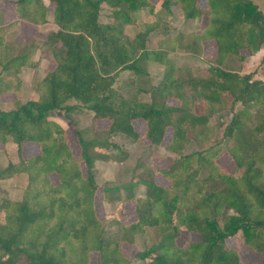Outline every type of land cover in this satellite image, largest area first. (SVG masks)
<instances>
[{
    "label": "trees",
    "instance_id": "trees-1",
    "mask_svg": "<svg viewBox=\"0 0 264 264\" xmlns=\"http://www.w3.org/2000/svg\"><path fill=\"white\" fill-rule=\"evenodd\" d=\"M8 7L17 21L6 22ZM175 8L194 28L160 33L150 49L151 33L170 31ZM49 11L55 28L37 44L24 27L47 23ZM135 17L144 27L129 33ZM208 40L217 48L211 65L171 56L202 51ZM262 49L264 10L254 0H0V155L9 145L17 154L0 164V264H90L92 253L98 264H264V79L240 70ZM38 50L54 64L40 68ZM143 59L164 65L148 87L136 79ZM23 67L34 69L27 100ZM6 93L14 97L3 101ZM226 111L230 164L213 145L196 148ZM82 113L91 118L84 128ZM117 135L176 157L139 159L129 184L101 187L96 162L128 155ZM16 177L26 180L19 199L4 182ZM99 188L104 205L133 202V215L120 206L119 215L98 217ZM239 234L254 259L230 245ZM122 244L134 247L130 257Z\"/></svg>",
    "mask_w": 264,
    "mask_h": 264
},
{
    "label": "rangeland",
    "instance_id": "rangeland-1",
    "mask_svg": "<svg viewBox=\"0 0 264 264\" xmlns=\"http://www.w3.org/2000/svg\"><path fill=\"white\" fill-rule=\"evenodd\" d=\"M158 1V0H154ZM261 9L264 10V0H254ZM202 2V0H201ZM174 17L172 22L170 23V31H158V32H153L149 36L148 40V47L150 49H155L157 48L158 45V40L161 37V34L165 33H171L175 35L179 31H185L189 32L194 28V23H191V21H188L184 18L182 11H180L178 8L174 9ZM137 20L136 24L129 25L127 26V31L129 33H135L139 29L143 28V20L139 19L138 17H135ZM161 33V34H160ZM207 42V41H206ZM205 42V43H206ZM204 43V49L202 51H195L194 52H187V51H177L171 53V56H173L178 64H185V63H195L199 64L201 66H208L213 64L216 54H217V48L216 44L213 45L211 43H208L205 45ZM262 55L259 53L257 56L254 54L251 55L246 59L245 62H243V66L241 67L242 72H253L254 77H259V78H264V61H262V56L264 54V50L262 49ZM257 54V53H256ZM256 56V57H255ZM140 66L143 68L144 73L141 75L137 76V82L139 83L140 86L143 87H148L151 84L158 83L160 78L163 75L164 72V65L160 62L153 61V60H141ZM233 68L238 69V63L232 64ZM34 70V69H33ZM34 73V71H33ZM24 78H28V75L23 74ZM33 77V74H32ZM32 77L29 80H27L25 83H22V99L27 100L32 96V90H31V81ZM14 97L13 94L11 93H6L1 95V99L3 101L11 100ZM144 97H147V95H144ZM62 114V113H61ZM78 125L82 128L87 127L90 122L91 118L88 113H82V114H77L75 115ZM52 118L57 120L60 124L62 125H67L66 124V119L63 117L60 118L57 114H53ZM231 118V112L226 111L223 113V117L219 120L213 119V125L214 128L207 134H204L200 137L199 139V144L196 145L197 149H203L207 148L209 146L213 145V149H217L219 157L223 161L226 160L227 163H232L228 157H225V150L233 144V140L230 138H225L223 136L224 133V127L228 123V121ZM110 124L108 120H101L99 122V125L102 127H107ZM136 127L138 130L143 131V122L139 121L136 122ZM70 130V129H69ZM114 140L118 144L121 145V147L124 150L128 151L127 158L123 162H115V161H97L96 162V167L94 168V172L97 176V181L100 183L101 187L104 185H108L109 187H115V186H123L125 184H129L130 180L132 177H135L134 173V166L136 165L137 161L140 159H144L146 162L147 161H152V163H158L159 160L162 159V164L166 165L168 162L172 159V157H176V155L168 150H166L164 147H158V146H151V145H144L139 141H132L131 139L127 138L124 135H117ZM29 149L32 152H35L37 150V147L34 144H27ZM194 149V148H192ZM191 149V150H192ZM77 150V148H76ZM172 156V157H171ZM169 160H165L169 158ZM226 158V159H225ZM225 159V160H224ZM9 160H17V154L15 151V148L11 145L8 146V151L7 153H2L0 155V164H5ZM158 182L167 185L168 181L166 180L165 177L162 175L158 176ZM24 179L17 178L13 181L5 180V184L9 187V195L13 199H19L22 196L23 193V188L25 185ZM4 184V185H5ZM140 187V186H139ZM137 195H142V190L139 188L136 191ZM103 192L102 188H99L94 197V207L95 210L98 213V217H111V216H117L119 215L118 208L121 205V203H115L112 204L110 202H103L102 198ZM124 212L127 218L133 215L134 212V203H125L124 206ZM107 215H106V214ZM128 214V216H127ZM192 239H197V235H190ZM140 244H142V239L139 241ZM152 241L149 240L148 244H151ZM230 245L233 247H236L239 249L241 252V255L245 260H252L254 259L251 253L250 248L245 246L243 237L239 234L234 236L230 240ZM121 249L125 251V253L129 256H131L134 252V247L132 245H126L122 244ZM255 256H258V254L255 253ZM19 264H25L24 262H20ZM90 264H98L97 262V255L96 253H92L90 257Z\"/></svg>",
    "mask_w": 264,
    "mask_h": 264
},
{
    "label": "crops",
    "instance_id": "crops-1",
    "mask_svg": "<svg viewBox=\"0 0 264 264\" xmlns=\"http://www.w3.org/2000/svg\"><path fill=\"white\" fill-rule=\"evenodd\" d=\"M44 1H45L46 4H49V0H44ZM47 17H48V22L45 23V24H38V25H32V26L30 25V26H25L24 27L25 35L28 38L34 37L37 44H41L42 43V40L44 39V37L48 33V31L50 29H52V28H55V24L53 23L52 11H49L48 12ZM5 19H6V22L7 23L8 22H14V21H17L19 19V15H18V13H17V11L15 10L14 7H8L7 12L5 14ZM8 33L9 32H7V34ZM208 43H211V44L215 45L214 44L215 43L214 40H208L205 43V45H207ZM261 51L262 50H260L259 52H257V54H255V55L257 56L259 53H261V55H262V52ZM33 59L39 60V67L40 68H44V67H47L49 65L52 66L54 64V61L50 58L49 55L48 56H45V57H40V50H38L37 52H35V54L33 56ZM33 71L34 70H33L32 67H23L22 68V70L20 72V76H21V78L23 80V84L27 80H29V82H30V80H31L30 78L32 77ZM23 74H25V75L27 74L28 75V78L25 79L24 76H23ZM25 85H26V83H25ZM127 216H128V214H127ZM123 252L125 253L124 250H123ZM127 256H129V255H127Z\"/></svg>",
    "mask_w": 264,
    "mask_h": 264
}]
</instances>
